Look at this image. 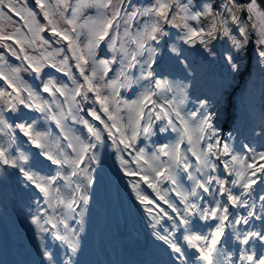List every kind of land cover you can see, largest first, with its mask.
Here are the masks:
<instances>
[{
    "label": "rangeland",
    "instance_id": "rangeland-1",
    "mask_svg": "<svg viewBox=\"0 0 264 264\" xmlns=\"http://www.w3.org/2000/svg\"><path fill=\"white\" fill-rule=\"evenodd\" d=\"M47 6H49L50 12L52 11L51 5L59 4L57 16L60 21L65 23V28L70 30L71 36V43L69 40H66L67 46L71 47L69 52H75L74 61L79 68L84 69V72H87V65L88 63L94 64L95 60L98 58L99 46L96 50L87 48H83L81 45L80 48L74 49L72 47L77 44L75 39V32H78V36L80 37L83 35V43L88 45L89 40L92 38L90 33V20L97 19L98 17V10L94 7L84 6L81 7L77 13V16L73 18L72 16V8L77 7L78 4H91L92 0H44ZM55 2V3H54ZM114 7H109L106 10H103L104 15L107 18H111L113 11L115 9H119L120 15L116 21L113 22V27L109 29V33L114 32L116 36H113L114 44L120 39V44L118 51H115L112 55L108 56L109 59H112L116 64L117 67L126 68L129 64H131L130 72L125 73L124 81L128 83H139L143 85L145 83V78L148 75L150 64L155 60L157 54L161 57L165 63H168L173 66H179L185 72H191L192 78L195 80L200 79H211L215 74V80L218 78H226L228 79L225 81H221L220 83H215L214 86L220 85L221 89L218 92H215L216 95H210L209 97L205 94L196 96V92H191L190 89L183 88L186 82L182 81H175V86L170 84L167 80V75H163V81L158 79L154 86L153 92L155 93L152 95L157 100V105L159 106V114L162 119L166 118L168 120L171 119L172 127L175 130H179L182 133L184 125L181 121L176 117L175 112L178 111L180 116L184 118V120L190 122L191 124H199L202 116L207 113H211V129H206L204 136L211 137L214 140V154L215 158L218 156H223L222 151L224 152V146H228V153L231 156L237 157V160L241 159L243 161V172H244V179H240L239 177L235 178L232 183L237 186H243L244 182L247 181L249 178L253 179L252 173L255 171L256 175L260 174L261 171H257V169L264 168V159H261L260 153L264 152V79L260 77L259 82H263L259 87L255 90V92H259L258 100L254 98H247L248 105L244 107L245 110H250L249 113L243 112L241 110L239 112V118L234 120L233 128L227 130V133L224 134L223 130L218 126V121L220 122L222 108L225 105L226 93H224L229 85V83H236L237 78H233L232 74L236 76L238 70L244 67L246 63L250 61L249 66H252L256 63H263L264 59L260 58L258 55L259 50H261V46L256 44L255 41L257 39L255 33L251 29L249 23V42L245 48L237 51L230 40V37L219 35L215 39H208V49L211 50L212 54L205 49L204 45H201L199 42L196 44H186L183 42L181 37L187 31L183 28L184 21L181 17L184 13L180 10L179 5H186L191 4L192 11L200 10L197 5H202L204 3H211L213 5H217L220 0H169L170 3L174 5L173 10L169 13V21L165 22L160 20V26L162 28V33L157 34L156 40L148 39L147 34L144 32L145 26L150 25L153 23L157 17L154 15L149 16L144 14V10L147 8L152 7L155 4V0H112ZM241 3H246V0L240 1ZM41 0H0V33L7 34L9 33L7 25L12 26V32L17 33V36L20 38H24V30L17 25V21H15L16 15V8L22 10L23 13L27 14L26 24H25V33L30 40L33 41L34 39L38 42V47L40 48V42H43L39 32L36 29V25H39L41 22L45 23L46 20L44 16L45 9L40 7ZM258 3H261V6L264 7V2L262 0H258ZM44 4V3H43ZM64 5H67V9H65ZM236 14L240 17L242 22L246 21L247 13L241 10L233 9ZM33 13L34 16L30 15ZM60 13L64 15L61 16ZM175 17V19H173ZM41 18V19H40ZM56 19V17H54ZM68 19H74L73 24H68ZM211 18L206 17L202 19L200 22L197 21H188L194 27H207ZM29 22V25L27 24ZM87 25V26H85ZM118 25V26H117ZM179 25V27L177 26ZM44 28L46 27L43 24ZM228 27L232 28V35L236 37V39H242L239 36V33L236 31L235 26L229 22ZM75 29V32H72V29ZM142 35V39L144 42V49H140L136 43H133V38L140 37ZM118 36V37H117ZM106 42H110L109 36L105 38ZM31 45L33 42L30 43ZM16 46H25L24 43H15ZM175 46L180 49L183 55L177 59L174 53L170 51L171 47ZM2 47L6 48L7 50L13 52V48L11 44H2ZM33 50L35 48L31 47ZM155 49L154 53H150L148 49ZM251 52V56L248 58V53ZM91 53V54H90ZM83 55L84 59L88 61L87 64L84 63L83 60H77L76 57ZM135 55L136 59L133 60L132 56ZM18 55V53H16ZM227 55H232L235 57L236 62L238 64L237 69H232L230 65L226 62L225 57ZM184 59H186V63H184ZM38 60V59H32ZM30 63L31 60H27L26 69L35 72L36 77L42 76V74L51 72V71H58L60 73H67L69 74V65H70V57H64V59L60 60L57 57H51L50 63L44 62L39 63L35 62ZM58 61V62H57ZM100 60L99 62H101ZM183 61V63L181 62ZM20 64H24L23 60H20ZM96 67H94V71L96 72V76L93 78L91 70L89 76L91 75V79L95 84L100 85L101 97H107L105 94V90H112L111 87H103V84L100 80L99 74L101 69L105 67L104 65H100V63H96ZM137 67L136 69L134 67ZM8 69V67H7ZM12 69V67H11ZM33 69H38V71H34ZM246 69V68H245ZM22 76H26L27 72L25 69L21 70ZM251 77H254L255 72L251 71ZM82 75V74H81ZM88 76V77H89ZM55 78H51L49 82L54 80ZM42 84L46 86L45 80L42 81ZM48 86V85H47ZM67 87V86H65ZM191 88H196V90H202L201 84L197 83L190 85ZM253 88V82L247 84V91L249 93L250 90ZM220 96V94H222ZM92 96V95H88ZM147 96L145 90H141L139 94L136 95L137 98L140 100ZM217 96V97H216ZM220 96V97H219ZM22 99L21 92L17 90L15 87H11L10 90L5 89L3 91V97L0 99V104L2 109L6 110L9 109L12 105H15L16 102ZM208 101V107L206 109H202L200 106L201 101ZM143 102V101H141ZM140 102V105H141ZM143 104V103H142ZM105 105L108 109L111 107V103L108 100L105 102ZM260 107L262 109L260 110ZM138 112L131 113L130 109V101L127 102V123L130 124V119L133 122L134 117L140 116L139 113L141 109H138ZM155 110V109H154ZM154 112V111H153ZM167 112L168 115L165 116L164 113ZM192 113H196L195 117L192 116ZM246 114L248 116L246 117ZM143 116V115H142ZM43 117V116H42ZM141 117V116H140ZM153 113L151 117V126L153 122ZM142 120V117H141ZM246 127L243 129V127ZM145 126H140L136 128L137 136L135 140H132V136L121 137V140L124 141L123 145L130 144L131 146L128 147L131 150L135 151L134 157L131 160H126L119 162L120 167H124L129 172L133 170H141L140 174L148 175L149 176V184L151 183L152 177L154 176V172L148 171V165L146 164L145 167L140 166L142 165V160H138V152L137 149H144L146 154L151 155L152 151L157 145L155 144V131L151 128L148 129V132H144L143 129ZM161 130L165 134V126L160 125ZM71 136L76 140V131L74 128L71 130ZM225 136V137H224ZM3 138V136H1ZM164 140L168 143H172L174 141L173 137H166L164 135ZM77 141V148L81 147V143L79 140ZM140 143V144H139ZM147 146V147H145ZM110 145H107L109 148ZM164 147V146H163ZM119 148V147H118ZM168 148V147H167ZM80 149V148H79ZM121 152V148H119L118 153ZM220 153V154H219ZM151 155V161L154 167H157L159 164L157 161H153ZM118 161H120V157H118ZM258 164L260 166H258ZM251 165L252 167H248ZM191 166H194V161H191ZM192 169V168H191ZM144 170H146L147 174H143ZM175 172V170H174ZM133 173V172H132ZM164 175L167 172L163 171ZM164 175L161 177L163 178ZM255 175V176H256ZM200 181V178H197ZM238 181V182H236ZM131 187L135 191V196L137 189L134 188V185H138V190L141 196H144L142 191V186L138 179L132 178L131 179ZM179 188H182V185H178ZM113 190L118 188V183L110 186ZM156 191L160 197H163V200H168L170 197V192L163 186L157 185ZM260 196L263 197L264 193L261 192ZM146 197V196H145ZM188 197L184 198L187 200ZM149 199L145 203H148Z\"/></svg>",
    "mask_w": 264,
    "mask_h": 264
},
{
    "label": "snow or ice",
    "instance_id": "snow-or-ice-1",
    "mask_svg": "<svg viewBox=\"0 0 264 264\" xmlns=\"http://www.w3.org/2000/svg\"><path fill=\"white\" fill-rule=\"evenodd\" d=\"M262 2H264V0H262ZM84 6H88V7H94L98 10V17L97 19L94 20H90V33H91V39L88 42L87 47L89 48V50L93 47L94 44H98L99 41L104 40L106 36H108L109 33V29H111L113 27V22L117 20V18L120 15V11L119 9H115L113 11V14L111 16V18H107L104 15L103 10L108 9L109 7H114L112 0H92L91 4H78L77 7L72 8V16L73 18H75L77 16L78 11L80 10L81 7ZM40 7L42 9H45L46 6L45 4L41 3ZM52 8V11L49 12L47 10L44 11V16L46 19H48V23L49 25L52 26L51 30L53 31L54 34L56 35H62L63 38L65 40H69L71 43V36H69L68 34H66V32H58L57 31V24L54 21V19H49V17H54L57 14V9L59 7V4L57 5H51L50 6ZM65 9H67V5H64ZM174 5L172 3L169 2V0H155V4L144 10V14L145 15H149L152 16L154 15L155 17H157V19L151 23L150 25H146L145 26V30L144 32L147 34L148 39L151 40H156L157 39V34L158 33H162V28L160 26V20H163L165 22H170L169 21V13L173 10ZM192 5L191 4H186V5H179L180 10L184 13V15L181 17V19L184 21L183 23V28L186 29L187 31L184 33V35L181 37V39L183 40L184 43L186 44H196L197 42H199L201 45L205 46V49L209 52V54L211 53V50L208 49L207 45H208V40H206L205 38L207 37L209 40L210 39H215L217 38L219 35H223V36H228L230 37V40L232 42L233 47L239 51L243 48H245L247 46V43L249 42V23L251 26V29L253 30V32L255 33L257 39L255 41L256 44L261 46V50H259L258 55L260 58L264 59V7L261 6V3H258V0H246V3H241L240 0H220V2L217 5H213L211 3H204L202 5H197V7L200 9L198 11H192ZM233 9H237V10H241L247 13V18L245 22H242L240 20V17L236 14L235 11H233ZM30 15L34 16L33 13H30ZM61 16H63V13H60ZM206 17H210L211 20L208 24L207 27H194L192 26L190 23H188V21H197L200 22L202 19L206 18ZM173 19H175V17H173ZM229 22H231V24L233 26H235L236 31L239 33V36L242 39H236L235 36L232 35V28L228 27ZM68 24H73L74 23V19H68L67 20ZM87 26V25H85ZM118 26V25H117ZM179 27V25H177ZM40 31H43V27L41 26ZM72 32H75V29H72ZM3 38V37H0ZM7 39H11L12 37H6ZM133 43H136L138 45V47L140 49H144L145 45L142 39V35L140 37L137 38H133ZM148 51L150 53H154L155 49H151L149 48ZM170 51L172 53L175 54V56L177 57V59H179L183 53L180 49H178L175 46H172ZM75 55V52L73 53ZM91 54V53H90ZM13 55H15V52H13ZM27 58V57H26ZM77 60H83L85 64L88 63V61L86 59H84L83 55L81 54L80 56L76 57ZM132 59L135 60L136 57L133 54ZM226 62L230 65V67L232 69H237L238 68V64L236 62V59L234 56L232 55H227L225 57ZM183 63V61H181ZM102 65L105 66V68H107V64L108 61H101L100 62ZM79 66V65H78ZM131 66V65H130ZM34 71H38V69H33ZM13 72L18 71L17 69H13ZM84 69L81 68V74L83 75ZM121 75H123V73H121ZM149 75H151V72L149 73ZM0 76H3V72L0 71ZM96 76V72L93 71L92 73V77L94 78ZM5 79H7V77H4ZM85 81L88 83L89 87H88V91H96L97 92V99L99 100V102L104 105L105 102L107 101L108 97H103L101 98L99 95V91H100V85L96 84L93 85L92 83V79L88 76L84 77ZM101 80H103V76L100 77ZM116 81H111L107 84L104 85L105 88L107 87H112L115 88L116 87ZM159 84V82H157ZM81 87H83V85H81ZM50 89L49 87L46 85L44 87V91L48 92ZM0 95H3V93H0ZM31 95V94H30ZM145 100H148L149 102L150 99L149 97H145ZM20 103L23 104L24 100H20ZM118 103V102H117ZM137 102H133V104L135 105ZM143 102H141L142 104ZM200 106L202 109H206L208 107V101H201L200 102ZM105 112H108V108L104 107L103 109ZM93 116L96 117V119H100L99 116L96 115L95 112L92 113ZM139 115L142 117L143 112H142V107H141V111L139 113ZM165 116L168 115L167 112L164 113ZM176 117L181 121V123L184 125L183 130H182V139L183 137H187L188 143L189 144H195V142H198L200 140H203L204 134H205V130L206 129H211L212 128V124H211V113H207L204 114L202 116V119L200 120L199 124L195 127V128H190L188 125V121L184 120L183 117L180 116V113L178 111L175 112ZM197 114L196 113H192V116L195 117ZM160 117L157 116V119H159ZM109 119H114V117L112 115H109ZM2 122V121H0ZM84 123H87V121H84ZM132 123L131 119H130V124ZM169 123H171V119L169 120ZM19 127H21L22 129H24V125H19ZM107 127V125H106ZM112 127H116L115 124L112 125ZM139 127V119H137L135 121V126L133 127V131H132V140L136 139L137 136V131L136 128ZM30 128L31 125L28 126V129H25V134L26 135H31L30 133ZM90 132L93 133V135L95 136L96 140L99 141L101 139L100 133L93 129L91 126H89L88 129ZM119 131V129H117ZM144 132H148V128L145 127ZM195 137V140H194ZM40 139V134L37 133L35 135V137H33V143L37 144V147H44V145L38 143L37 141ZM121 143H124V141H121ZM130 144H125V147H130ZM168 146H165V149ZM88 146H85V150H87ZM213 148L212 144L208 145V152H211ZM165 149H161V152L164 155H169L168 151H165ZM190 151H192V155L195 156L197 158V160H200V155L197 154L196 151L189 149ZM141 155L138 157L137 163H139V160H144V157L142 155L143 150L141 149ZM228 151V146L225 145L224 146V152L227 153ZM173 152L175 153V160L177 163L180 162L181 157L179 155V146L177 145L174 149ZM47 158L49 160H51L53 163L56 164H71L73 166V170L71 172V176H76L78 174V172H83L86 177H87V183L91 184L92 183V176L90 174L87 173V169H80L79 168V164H80V159L77 160H68L67 158H63V159H56L54 158L52 155H49L47 152L44 153ZM205 156V163L207 162V154H204ZM260 157L261 159H264V152L260 153ZM20 159H24V157H20ZM91 159L96 160V157L93 156L91 157ZM186 159V158H185ZM237 157H233V160H236ZM0 160L3 161L4 164H9L11 163L13 167H17V160L13 159L11 161H9V159L5 156V152L3 149H0ZM153 161H159V156H153L152 157ZM98 162V161H97ZM241 163H243V161H240ZM144 163L148 165V171L150 172H154L155 175L157 177H160L162 175H164V173L160 170H158L156 167L153 166V164L151 162H149L148 160H144ZM188 165L186 164L185 167H187ZM227 166V165H226ZM248 167H252L251 165H248ZM20 171L24 174V176L27 178V180L31 181L33 184H35V186L42 192L44 193V195L46 197L50 196V185H52L55 180L57 179V177H52L49 180H39L37 179V177L35 175H30L28 172L24 171V168L21 167ZM257 171H264V168L262 169H257ZM134 174H138V173H132V172H128V175H134ZM236 175L238 177H240V179H244V172H237ZM256 175V172L254 171L252 173V176L254 177ZM145 182L149 181V176L148 175H144L141 177ZM168 179H172L171 176L167 177ZM211 181H209L210 183ZM219 183H221V185L223 184L222 181H218ZM238 182V181H236ZM172 183L175 184L176 181L175 179H172ZM256 183L255 179H249L248 183H245L243 185V187L245 189H248L251 187L252 184ZM47 185V186H46ZM150 187H154V185L149 184ZM200 187H203V185H199ZM134 188L137 189L136 191V195L137 198L140 200V202L143 204L147 201V197L145 196H141L140 192L138 190V185H134ZM80 186L77 185L76 186V190L79 191ZM205 191H208L207 188H204ZM223 190V189H221ZM56 193L60 192L59 188L55 189ZM192 195H196L195 191L192 192ZM80 199L83 201V203L87 204L88 202V197L87 196H81ZM161 199H163V197H161ZM231 199L235 202L236 197H231ZM59 203H64L63 200H59ZM75 203V200L70 201L67 204V207L69 209H71L73 207V204ZM165 203H167V201H165ZM171 206V205H170ZM195 207V206H193ZM175 211V209H173ZM149 213H151L152 209H148ZM213 218H216L217 213L216 211H213L211 213ZM219 219L223 222L224 220L227 219L226 215L220 216ZM34 224H39L40 223V217L39 216H34L33 217V221ZM187 221H185L186 223ZM240 220H237L236 223H240ZM244 223H247V220L243 221ZM45 224H51L52 220L51 219H47L44 221ZM53 227H55V225L53 224ZM65 227H67V225H65ZM41 230H45L43 228H41ZM223 235V230H222V225H217L216 231L214 233H212L211 236V240L210 243L207 247V250L205 249H201V252L203 253L202 258L208 262V264H213V258H212V252L214 251V246L217 244L218 239ZM256 237L258 239H260L261 241H264V234L261 233H249L245 236V238L243 239L242 243L245 245H248L250 242V239ZM161 240H164L166 243H169L171 248L178 254H182L181 253V248L176 246L174 243H172L171 241L168 240V237L166 236H160L159 237ZM57 239H66V237H60L57 236ZM188 241L192 244H196V242L201 241V240H208L207 236H200V235H195V236H189L187 237ZM198 246V245H197ZM73 250H75V245H72ZM45 256H48L49 254L47 252L44 253ZM241 259H247L248 261H251L252 264H264V255L260 256V257H256L254 255H247V256H242Z\"/></svg>",
    "mask_w": 264,
    "mask_h": 264
},
{
    "label": "bare ground",
    "instance_id": "bare-ground-1",
    "mask_svg": "<svg viewBox=\"0 0 264 264\" xmlns=\"http://www.w3.org/2000/svg\"><path fill=\"white\" fill-rule=\"evenodd\" d=\"M134 100H132V114L133 111L135 112V109L138 110V106L136 104H133ZM232 120H230L228 123H231ZM197 125V124H196ZM41 134V133H40ZM43 137V134H41ZM195 140V137H194ZM179 146V155L181 157L179 164V169L182 172H186L187 167L185 165L187 164L188 160L192 157H195L192 155V151H190L188 147V140L187 137H185L184 141H175V147ZM194 151L197 152L198 155H200V161L203 163L204 170H201L199 167H197V172L200 175H204V180L206 182V185L208 188H212L213 191H217L219 189L218 198L216 199L215 206L222 210V213L220 215H226L227 219L223 222L219 220V222L215 225V231L217 228V225H222L223 232H231L229 236H226V239L224 241V247L226 251V258L228 264H252L251 261H248L247 259H241L242 256L247 255H254L256 257H260L264 255V245L263 241L260 239L255 240L254 238L250 239V242L248 245H245L242 243L245 236L249 233H261L264 234V196L260 199H256L255 197L251 196V189L253 188L252 185L248 189L249 195L247 194V190H240L236 191L233 188V185L229 184V179L236 175L237 168L235 166L227 165L229 167H225L223 162H219L222 176L215 177V172L218 173V169L214 164H210L211 162V156L210 152H208V148L204 147L202 151L199 150V148L194 144ZM207 154V162L205 163V156L204 154ZM162 156V155H161ZM186 158V159H185ZM196 158V157H195ZM197 163H199V160H197ZM127 173H122V177L119 180L120 186L118 189V205L123 210V214L121 216V219L124 218V220H127V230L130 231L132 229L131 226V218L129 216V213L127 212V206H129L131 209L135 210V207L133 204L128 201V197L132 198L130 195L129 187H128V177L125 175ZM214 174V175H213ZM221 175V174H219ZM190 177V174L187 175ZM213 176L218 178V181H222L223 184L219 183L218 181H215ZM186 177V176H183ZM187 178V177H186ZM107 179L110 181V177L107 176ZM188 179V178H187ZM253 179L256 180L255 186H258L259 188L264 190V178L261 175H258L257 177H254ZM209 181H211L209 183ZM226 182V184H224ZM223 189V190H221ZM144 191L146 194H151L149 187H145ZM246 191V192H245ZM231 197H236L235 202L231 199ZM111 197L109 192H105L104 200L105 204H107V209L105 211V219L107 221H112L114 219L113 213V205L110 201ZM153 202L157 203V200L153 197ZM218 210L216 213H218ZM246 211V215L252 216L255 215L254 219L257 220L259 225L257 227H251L248 223H244L240 217L242 211ZM79 211L78 207H75L72 212L76 213ZM132 211V210H130ZM129 211V212H130ZM190 213L191 211L188 210ZM63 213V219L54 220L51 224H49V227L46 229V231L50 234V237H54L58 233H64V231L67 230L68 227V215L70 218L77 216L78 214H67ZM219 214V213H218ZM128 215V218L126 217ZM126 217V218H125ZM240 220V223H236L237 219ZM253 220V218H251ZM107 221L105 222L107 224ZM53 224L55 227H53ZM67 225V227H65ZM187 225L191 228L190 231H182L179 229V233L177 234L174 231H169V238L172 243H174L176 246L181 248V253L178 254L182 264H199L200 260L202 259L203 253L201 252V249L207 250V247L210 243L212 231L207 229H201L192 221H189ZM115 230L117 228L114 225ZM226 228V230H225ZM214 231V232H215ZM69 235L74 237V232L72 230L69 231ZM88 235V233H87ZM207 236L208 240H201L196 242V244H192L188 241L187 237L189 236ZM145 241V233L143 232V226L141 225L140 230H138L133 236H130L127 242L124 243H117L116 252L114 255V263H119V257L124 256L125 260L128 259L129 253L134 252L135 250L139 249V247L142 245V243ZM198 245V246H197ZM70 259L74 258V254L70 252ZM91 258V257H90ZM92 259L94 260H100L101 257L92 256ZM109 259V258H107ZM109 264V263H108ZM111 264V263H110ZM154 264H164V259L161 255L157 256L156 260L154 261Z\"/></svg>",
    "mask_w": 264,
    "mask_h": 264
}]
</instances>
